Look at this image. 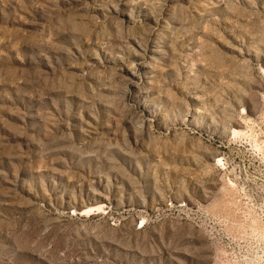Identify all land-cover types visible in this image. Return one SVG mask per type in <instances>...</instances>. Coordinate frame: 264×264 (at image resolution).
<instances>
[{
	"label": "rangeland",
	"instance_id": "374dc122",
	"mask_svg": "<svg viewBox=\"0 0 264 264\" xmlns=\"http://www.w3.org/2000/svg\"><path fill=\"white\" fill-rule=\"evenodd\" d=\"M0 264H264V0H0Z\"/></svg>",
	"mask_w": 264,
	"mask_h": 264
}]
</instances>
